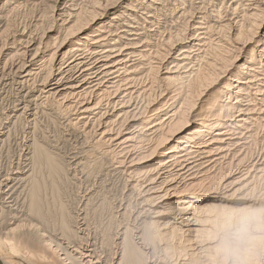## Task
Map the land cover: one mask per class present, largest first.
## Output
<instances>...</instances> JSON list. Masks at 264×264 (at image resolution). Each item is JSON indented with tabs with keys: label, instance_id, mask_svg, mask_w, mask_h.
Returning <instances> with one entry per match:
<instances>
[{
	"label": "bare ground",
	"instance_id": "6f19581e",
	"mask_svg": "<svg viewBox=\"0 0 264 264\" xmlns=\"http://www.w3.org/2000/svg\"><path fill=\"white\" fill-rule=\"evenodd\" d=\"M6 90L19 98L16 111L39 99L63 109L68 126H80L115 157L140 202L141 227L121 229L111 261L94 240L80 239L85 222L76 223L71 242L57 239L61 252L43 225H22L54 264H180L166 247L146 243L178 237L182 228L172 220L187 223V242L193 233L198 243L211 240L212 227L235 222L264 229V0H0V93ZM38 187L30 191L31 215L41 212ZM10 188L1 191L7 199ZM7 212L0 202V224L22 217ZM161 225L173 230L161 232ZM245 235L264 244L262 236ZM234 242L224 235L204 249L207 261L264 264L260 252L236 254ZM10 252L0 251V264H32L17 248Z\"/></svg>",
	"mask_w": 264,
	"mask_h": 264
},
{
	"label": "rangeland",
	"instance_id": "374dc122",
	"mask_svg": "<svg viewBox=\"0 0 264 264\" xmlns=\"http://www.w3.org/2000/svg\"><path fill=\"white\" fill-rule=\"evenodd\" d=\"M210 1H213V3L218 2V0H215V2L214 0ZM25 9L29 8L25 7ZM225 30L224 35H227L228 29ZM227 47L230 49L232 46ZM6 91L4 94H1L2 92L0 93V202L5 213L8 211L7 214H9L10 211V214L14 215L16 212L22 217H20L11 227L8 226V223H10L9 220H2L5 224L1 221L0 251L8 256L10 255L11 247L13 246V248H17L19 254V256L17 255L18 257L27 258L32 264H43L42 262H45V259H43L45 255L50 256V259H47L46 261L51 260L52 262L49 264H54L51 259L53 253H47L48 251L43 248L41 243H39L40 241L37 236L32 234V237H30V235H26L27 233L24 234L21 226L28 224L29 221H32V223L37 225L39 224L40 227L43 225L42 228L44 230L47 231L48 229L47 235L52 240L51 242L53 244H51L53 249L56 250L58 245L57 242H60L57 239H65L64 241H66V243L71 242L73 240L72 237L77 235L75 233L76 226L78 227L81 223L79 225L77 224L79 222H85V235L81 236L80 239L83 237V241H87L90 238L91 241L94 240L98 251H100L99 253H102V256L106 257L108 261H111L114 252L116 251L111 244H113L114 240L119 236L118 234L122 233L121 229L128 227L136 231L138 227H141L138 220L135 221L137 214H139L137 211L141 210L140 202L135 196L129 194L128 189L126 188V176H123L115 169V157L104 152L106 151V147L95 142L96 139L91 137V135L85 137V135L82 134L83 132L80 126L79 128L77 126L78 130H74L72 127L68 126L67 114H65L66 112L58 105L41 102L39 99L35 106H31L29 110L27 109L28 111L19 112L16 111L18 107L16 103L19 99L16 93L13 94V92L10 93L9 91ZM5 177L10 180L8 187H11L10 190L12 189V191H10V193L12 192V199H7V196L1 192L2 190H9L8 187L6 188L4 184H2ZM17 185L18 187H16ZM35 186H39L38 190L41 201L40 214L37 215L33 213L36 216L31 215L29 212V204H31L30 191L34 189ZM259 192L260 191L253 194L252 197H259ZM16 198L18 199L14 200ZM81 209L83 211H81ZM28 214L31 217L28 216ZM145 215L146 214H143L144 220L147 218L155 219L153 218L155 216L154 214L149 217L146 215L147 218ZM167 221L168 220L164 221V223ZM180 221L181 220H172L176 227L182 228L179 233L175 232L176 235H179L178 237L170 239L171 236H168V242L163 240L161 242V238L160 240H157L149 237V241L146 243L149 244L152 241L154 245H152V243L150 245L153 247L156 246V249L166 247V250H168L167 252L171 253V255L173 254V258L179 260L180 264H212V261H207L204 249H208L215 243L218 244L223 240L225 235V237H229L232 241H234V239L237 240V242H234L235 245H232L233 248H231L236 254L238 252L239 256L242 255V257L246 258L250 253L253 254L260 252V257L262 259L264 258V244H261L260 240H256L254 243L246 239L247 234L245 235V233L247 232H252L256 234L257 237H264V229L257 227L254 224L245 229H242L238 224L236 225V222L227 228L220 226L212 227L211 229L213 232L211 240L208 239L202 243H198L195 238V236H197L195 233H193L194 235L192 237L194 238V241L187 242L185 237H190L188 236L190 233H187L189 228L187 227V223L179 224ZM6 223L7 226L3 227ZM161 224H163V220H161ZM19 225L22 230L17 232L16 229V231L11 233V229L13 230ZM171 229L173 230V227L170 225H161V232L164 231L166 233L172 231ZM239 229L242 230L239 231ZM183 231H186L185 235H183L185 237H182V234H184L182 233ZM237 231L238 233H236ZM130 233L127 231V240L130 239V237L134 238L135 233L133 231ZM240 233L244 235H240ZM61 234H65L66 238L61 237L65 236ZM235 236L238 237V239ZM67 238H71V241ZM136 240L137 239H135V242H139V245L142 244L139 240ZM11 244L12 246H10ZM57 250L60 251V249ZM109 253L112 255H109ZM193 253H196V255L193 256ZM193 258H199V260L193 262ZM8 263L24 264L21 263L19 259H9ZM61 263L62 262H57L56 264ZM218 263L220 264L221 261L218 260ZM230 263L233 264V262H229V264ZM213 264L215 263L213 262Z\"/></svg>",
	"mask_w": 264,
	"mask_h": 264
},
{
	"label": "clouds",
	"instance_id": "9594fccd",
	"mask_svg": "<svg viewBox=\"0 0 264 264\" xmlns=\"http://www.w3.org/2000/svg\"><path fill=\"white\" fill-rule=\"evenodd\" d=\"M237 264H256V262L253 261L250 258H248V259H238L237 260Z\"/></svg>",
	"mask_w": 264,
	"mask_h": 264
}]
</instances>
